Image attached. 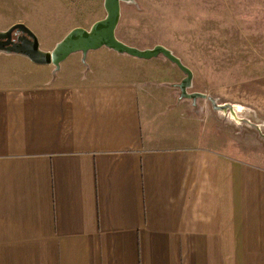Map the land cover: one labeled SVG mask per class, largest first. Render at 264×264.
I'll use <instances>...</instances> for the list:
<instances>
[{
  "label": "crops",
  "instance_id": "crops-1",
  "mask_svg": "<svg viewBox=\"0 0 264 264\" xmlns=\"http://www.w3.org/2000/svg\"><path fill=\"white\" fill-rule=\"evenodd\" d=\"M89 74L0 52V264H264V163L163 80ZM229 88L263 127L264 78Z\"/></svg>",
  "mask_w": 264,
  "mask_h": 264
},
{
  "label": "rangeland",
  "instance_id": "rangeland-1",
  "mask_svg": "<svg viewBox=\"0 0 264 264\" xmlns=\"http://www.w3.org/2000/svg\"><path fill=\"white\" fill-rule=\"evenodd\" d=\"M120 6L115 27L119 40L138 48H149L155 43L168 46L193 71V84L188 91L210 94L217 103L236 102L245 107L241 112L236 110L233 118L229 112L214 111L207 100L201 99L199 103L206 106L207 114H197L206 124L205 130L211 129L212 124L217 126V145L223 142L234 157H252L263 164L264 126L259 127L257 110L250 102L244 106L237 98H231L233 91L229 87L264 78V0H134ZM104 13L102 0H0V30L23 22L38 37L39 48L47 50L72 27L91 26ZM113 53L103 46L88 50L83 63L78 51L73 52L60 61L58 71L64 66L69 71L77 64L84 74L92 72L96 78L118 80L132 78L148 88L159 86L150 81L160 79L164 81L161 87H167L177 97L178 89L172 84L184 74L168 59H118L111 57ZM45 66L38 67L43 71ZM189 126L191 123L185 122L176 129L183 132L181 141L187 144L195 141L185 134L189 130L196 133L199 128ZM170 131L175 130L171 127Z\"/></svg>",
  "mask_w": 264,
  "mask_h": 264
},
{
  "label": "water",
  "instance_id": "water-1",
  "mask_svg": "<svg viewBox=\"0 0 264 264\" xmlns=\"http://www.w3.org/2000/svg\"><path fill=\"white\" fill-rule=\"evenodd\" d=\"M133 3L134 0H102V7L105 10L104 16L95 20L91 26L77 27L74 26L68 30L52 48L43 50L39 48L38 37L23 24V22L14 23L0 30V52H12L13 54L23 55L32 63L47 64L51 63L53 71L60 68V61L73 52L80 53V59L85 63V55L88 50H97L101 46L109 50H114L117 54L129 55L136 59L150 60L153 57L168 59L178 70L184 74L180 81L173 83L172 87L177 88V97L179 100H190L194 110L199 109L196 102L198 100H207L209 106L219 113L229 112V115L236 118L235 111L241 112L243 106L238 103L221 102L217 103V98L198 90L188 91L192 87L191 81L193 71L190 70L180 57L174 55L168 46L162 44H153L152 47H136L129 43H124L117 37L115 27L119 23L121 12L120 3ZM12 31L20 33L16 40H12L10 34ZM247 110V109H246Z\"/></svg>",
  "mask_w": 264,
  "mask_h": 264
},
{
  "label": "flooded vegetation",
  "instance_id": "flooded-vegetation-1",
  "mask_svg": "<svg viewBox=\"0 0 264 264\" xmlns=\"http://www.w3.org/2000/svg\"><path fill=\"white\" fill-rule=\"evenodd\" d=\"M19 35H20V33L12 31L11 34H10V37L12 38V40H16L17 36H19ZM196 109H198V108H196ZM199 110H201V109H199ZM223 114H225V113H223Z\"/></svg>",
  "mask_w": 264,
  "mask_h": 264
},
{
  "label": "bare ground",
  "instance_id": "bare-ground-1",
  "mask_svg": "<svg viewBox=\"0 0 264 264\" xmlns=\"http://www.w3.org/2000/svg\"><path fill=\"white\" fill-rule=\"evenodd\" d=\"M226 113V112H225Z\"/></svg>",
  "mask_w": 264,
  "mask_h": 264
}]
</instances>
